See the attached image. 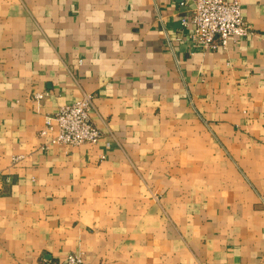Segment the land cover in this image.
Here are the masks:
<instances>
[{"label":"crops","instance_id":"1","mask_svg":"<svg viewBox=\"0 0 264 264\" xmlns=\"http://www.w3.org/2000/svg\"><path fill=\"white\" fill-rule=\"evenodd\" d=\"M239 1L254 33L204 50L185 0H0V264H264V0ZM84 93L99 141L41 150Z\"/></svg>","mask_w":264,"mask_h":264},{"label":"built area","instance_id":"2","mask_svg":"<svg viewBox=\"0 0 264 264\" xmlns=\"http://www.w3.org/2000/svg\"><path fill=\"white\" fill-rule=\"evenodd\" d=\"M191 3L190 16L182 23H192L191 37L196 46L204 50L226 48L229 38L240 39L253 34L243 17L239 0H185ZM161 20V18H160ZM36 98L42 97L35 93ZM94 109L93 95L84 93L76 100L61 105L44 116V125L38 131L44 141L41 150L53 145L77 146L96 144L101 130L91 119ZM16 160V159H15ZM47 264H86L80 253H68L63 259Z\"/></svg>","mask_w":264,"mask_h":264}]
</instances>
